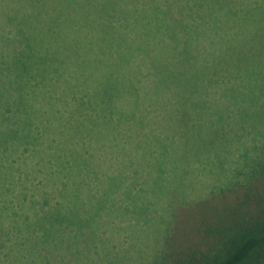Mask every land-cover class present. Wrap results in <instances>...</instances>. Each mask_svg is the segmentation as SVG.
Returning <instances> with one entry per match:
<instances>
[{"label": "clouds", "instance_id": "clouds-1", "mask_svg": "<svg viewBox=\"0 0 264 264\" xmlns=\"http://www.w3.org/2000/svg\"><path fill=\"white\" fill-rule=\"evenodd\" d=\"M262 172L264 0H0V264H175Z\"/></svg>", "mask_w": 264, "mask_h": 264}, {"label": "trees", "instance_id": "trees-1", "mask_svg": "<svg viewBox=\"0 0 264 264\" xmlns=\"http://www.w3.org/2000/svg\"><path fill=\"white\" fill-rule=\"evenodd\" d=\"M206 230V247L222 243L216 256L208 260L191 249L176 264H264V187L247 191L240 203L224 208Z\"/></svg>", "mask_w": 264, "mask_h": 264}, {"label": "rangeland", "instance_id": "rangeland-1", "mask_svg": "<svg viewBox=\"0 0 264 264\" xmlns=\"http://www.w3.org/2000/svg\"><path fill=\"white\" fill-rule=\"evenodd\" d=\"M264 172L254 176L250 183L232 189L219 191L211 200L177 208L171 219V239L177 247H188L191 251L207 246V226H213L223 213V209L234 203H240L245 193L250 190L262 191ZM182 253L180 257H183ZM177 260L175 261V264Z\"/></svg>", "mask_w": 264, "mask_h": 264}]
</instances>
